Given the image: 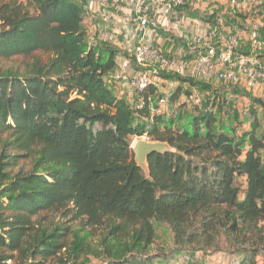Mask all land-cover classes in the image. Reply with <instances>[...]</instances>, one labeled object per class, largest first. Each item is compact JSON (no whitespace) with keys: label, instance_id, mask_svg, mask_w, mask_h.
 I'll list each match as a JSON object with an SVG mask.
<instances>
[{"label":"trees","instance_id":"16d2710c","mask_svg":"<svg viewBox=\"0 0 264 264\" xmlns=\"http://www.w3.org/2000/svg\"><path fill=\"white\" fill-rule=\"evenodd\" d=\"M88 13L86 0H0V264H264L260 100L248 95L239 137V86L161 75L174 90L151 83L129 102L109 80L117 51L89 45ZM138 138L174 149L148 158V179ZM22 160L30 171L14 173ZM154 225L171 255L152 251Z\"/></svg>","mask_w":264,"mask_h":264},{"label":"built area","instance_id":"2783aa9c","mask_svg":"<svg viewBox=\"0 0 264 264\" xmlns=\"http://www.w3.org/2000/svg\"><path fill=\"white\" fill-rule=\"evenodd\" d=\"M86 1L88 7L97 6L101 10L105 26L110 25L122 9V0ZM126 1L131 14L125 23L134 22L141 31L135 38L132 36V59L136 70L127 83L133 92L142 91L153 83V78L161 75L240 85L260 100L257 110L264 115V24L260 21V16H264V0H226V7L221 6L219 9L222 10L215 18L218 27L210 28L204 40L192 34L185 43L187 51L179 50L172 55L153 46L147 31L156 34L166 19L179 22L183 8L191 0H123ZM100 36L112 44V37L104 30L100 31ZM200 100L201 97L195 95L190 102L199 105ZM157 105L166 106V98H159Z\"/></svg>","mask_w":264,"mask_h":264},{"label":"rangeland","instance_id":"374dc122","mask_svg":"<svg viewBox=\"0 0 264 264\" xmlns=\"http://www.w3.org/2000/svg\"><path fill=\"white\" fill-rule=\"evenodd\" d=\"M216 0H191L189 1V4L187 6L184 7L183 12L185 11V14H188V17L185 18L183 17V22L182 24H178V21H171L169 19H166V21L162 22V27L160 32L163 33V31L165 30L166 32H164L163 36H165L166 38H170L172 39H177V37L175 35H178L179 37H182V39L184 41L187 40V38H185L184 35L187 36V34L192 33L194 35L197 36H201L202 39L204 40V35L208 34V32L210 31V28L218 27L217 21H216V17H217V13H219L222 9L216 8L218 7V5L215 2ZM263 13V10H262ZM180 20V19H179ZM91 21H94V19H92ZM260 21L262 24H264V16H260ZM186 23V24H183ZM188 24V25H187ZM184 25H187L186 27L183 28ZM151 29V28H149ZM184 34V35H183ZM184 36V37H183ZM118 42H126L125 39H120L117 40ZM126 44V43H124ZM153 46H154V42H153ZM133 70V68H132ZM133 75L127 74L125 75V80H128L129 77H132ZM153 83H155V85H157L159 88L161 86H163V95H168L169 92H171L172 90H174V85H172L170 83V81L164 80L163 78H153ZM121 80H117V82L119 83ZM195 82H198L197 80H194ZM221 86V84L219 83H214V87H218ZM240 88H237L238 90H242L244 91V93H246L247 97H243L240 95H232L233 99L235 101H237V107L239 109V119H240V123H236V135L239 137L241 130L244 129H248L250 127L249 122L246 119V116L248 114V109H249V104H250V100H249V96L248 95H252V91H246V89L243 86L238 85ZM184 89H190L188 85H183ZM192 91H194V93L196 94V90L192 89ZM118 96L119 93L118 91L115 92ZM193 93V94H194ZM248 93V94H247ZM197 94H199V92L197 91ZM241 97V98H240ZM253 98H255V96H252ZM187 98L185 97V95L183 94L180 97V102L186 100ZM257 99V98H256ZM179 102V103H180ZM177 105V104H175ZM171 107H173L171 104L168 103V105L164 106V107H160L158 108V112L160 113H168L170 114V109ZM176 107V106H175ZM258 117L259 120L261 121V130L264 131V115H262L261 112L258 113ZM186 122V118L182 120V122H180V125ZM234 123L231 121L230 118H224L222 119L219 127L224 129L226 132L230 131L231 127H234ZM260 130V131H261ZM136 140V139H135ZM134 141V140H133ZM132 141V143H133ZM131 143V145H132ZM19 169L23 170L24 172H28L31 169V164L29 160H22L20 161L19 165L17 166V168H15L13 170V172H17ZM154 230H155V243L152 247V251L156 252L157 249L159 250H163L165 252H167L169 255L172 254L173 251V243H172V235L170 233V231L165 228V227H159L157 225H154ZM91 259V264H97L99 263L97 259L94 258H90ZM221 258L220 257H215L214 259V263L213 264H221ZM183 257L179 256V255H175V258H170L169 259V264H183Z\"/></svg>","mask_w":264,"mask_h":264},{"label":"crops","instance_id":"0c3cea01","mask_svg":"<svg viewBox=\"0 0 264 264\" xmlns=\"http://www.w3.org/2000/svg\"><path fill=\"white\" fill-rule=\"evenodd\" d=\"M215 2L218 5V7L216 8H220L221 6H223V8L226 7V0H216ZM126 3L127 1L124 3L123 0L120 2L122 9L114 16L112 21L109 23L110 25L108 26H105V24L102 22L101 10L97 6L88 7L89 13L87 18V34L88 40L90 42L89 45H95L97 42H106L117 51L115 58L117 69L113 74L110 75L109 80L111 81V83L115 84L113 86L114 93L118 91L120 96H124L126 100L131 102L134 92L129 87L124 76L127 74H135L136 67L134 66L132 59V46L135 36L137 34H140L141 31L138 29L136 23H125L126 18H128V16L130 18L131 14V8ZM183 10L185 9L183 8ZM185 11L183 12V15L177 25L182 24L183 17H188V14H185ZM92 19H94V21H91ZM187 25H184L183 28ZM161 28H159L157 30V33L154 35H151V31H147L148 39L150 40V42H152V44L154 42V46L156 48L160 49L165 54L171 55L176 54L179 50L185 52L187 51L185 43L193 34V31L190 34L188 33L187 36L183 34L185 38H187L186 41H184L182 37H179L178 35H175L177 39L171 40L170 38H166L165 36H163L164 32L166 31L164 30L163 33L160 32ZM102 30L108 33L110 37H112V44L101 38L100 31ZM119 38L122 40L125 39L126 42H118L117 40H119ZM117 80L121 81L118 83ZM160 91L163 92V86L160 87ZM259 264H261V262H259Z\"/></svg>","mask_w":264,"mask_h":264},{"label":"water","instance_id":"95a60500","mask_svg":"<svg viewBox=\"0 0 264 264\" xmlns=\"http://www.w3.org/2000/svg\"><path fill=\"white\" fill-rule=\"evenodd\" d=\"M131 152L136 166L148 179L150 176L147 160L152 154H166L174 152L167 143L149 141L146 138H138L131 145Z\"/></svg>","mask_w":264,"mask_h":264}]
</instances>
